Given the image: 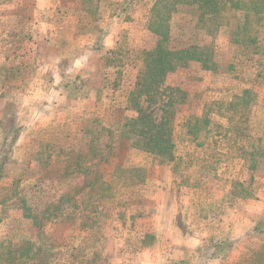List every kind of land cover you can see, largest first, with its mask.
Wrapping results in <instances>:
<instances>
[{
	"label": "rangeland",
	"instance_id": "1",
	"mask_svg": "<svg viewBox=\"0 0 264 264\" xmlns=\"http://www.w3.org/2000/svg\"><path fill=\"white\" fill-rule=\"evenodd\" d=\"M189 2L0 0V264H264V0ZM159 44L214 62L148 90Z\"/></svg>",
	"mask_w": 264,
	"mask_h": 264
},
{
	"label": "trees",
	"instance_id": "2",
	"mask_svg": "<svg viewBox=\"0 0 264 264\" xmlns=\"http://www.w3.org/2000/svg\"><path fill=\"white\" fill-rule=\"evenodd\" d=\"M180 1V0H173ZM262 1V0H254ZM231 3L232 6L243 8V3L236 4L233 0H190L189 3L196 4L200 10L209 14H219V11ZM174 4V3H173ZM209 47L203 46L202 48L197 46H188L186 48L178 49L171 48L170 45L162 46L157 45L156 48L145 54L143 59V65L148 70L147 77L142 78L138 82V85L145 87L153 84H161L164 80L166 73H172L181 65H185L187 60L200 61L202 64H208L213 61V55L209 57V53L206 49ZM213 53V52H212ZM144 81V82H143ZM144 90V88H142ZM152 98H142V102H149ZM179 100L176 98L175 101ZM143 103L138 100L135 103L136 117L128 119L126 125L133 127V132L136 135L137 142L140 143L141 147L150 153L165 155L172 158L171 148L173 147V136H172V123H173V110L170 112L169 109L172 103L164 105L163 115L159 124H156L153 119L146 115V109ZM167 108V109H166Z\"/></svg>",
	"mask_w": 264,
	"mask_h": 264
}]
</instances>
